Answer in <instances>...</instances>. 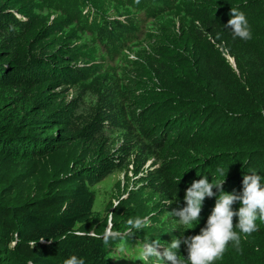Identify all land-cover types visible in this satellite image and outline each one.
<instances>
[{"label": "trees", "instance_id": "1", "mask_svg": "<svg viewBox=\"0 0 264 264\" xmlns=\"http://www.w3.org/2000/svg\"><path fill=\"white\" fill-rule=\"evenodd\" d=\"M231 8L260 11L258 31L251 40L234 39L224 27ZM139 13L151 21L142 39L133 19ZM9 27L14 29L0 43V158L27 163L72 143L75 137L62 120L70 106L65 105L64 93L74 89L97 98L92 119L97 127H89L88 137L105 123L117 125L116 113H125L132 124L129 130L141 137L134 173L148 158L154 159L162 194L175 198L181 208L191 183L202 176L215 182L221 178L218 170L227 173L224 192L253 172L264 183V112H246L233 119L241 129L231 124L229 135L250 141L242 149L217 150L208 143L200 151L194 147L203 136L201 129L213 116L222 118L224 110L213 96H217L214 84L202 73V63L213 67L221 57L228 64L224 51L227 43L235 42L264 65V0H0V30ZM86 33L93 41L117 37L122 49L115 51L116 68L103 70L95 45L83 41ZM228 67L232 76L225 77V87L240 94L244 82L234 85L237 74ZM114 70L119 71L117 90L108 87ZM100 142L93 167L82 165L60 181L67 186L64 195L47 193L0 212L11 219L9 232H15L19 247L25 248L22 257L26 255L25 261L17 262L14 250L6 246L8 233L0 231V264H64L71 255L85 264H109L104 242L75 230L94 216L95 193L89 179L101 178L112 163ZM243 158L245 164L238 169L236 163ZM213 192L202 204L204 217L194 235L206 225L203 219L220 195L215 188ZM214 264H264V256L225 251Z\"/></svg>", "mask_w": 264, "mask_h": 264}, {"label": "rangeland", "instance_id": "2", "mask_svg": "<svg viewBox=\"0 0 264 264\" xmlns=\"http://www.w3.org/2000/svg\"><path fill=\"white\" fill-rule=\"evenodd\" d=\"M177 1L172 0L173 3ZM244 14L253 37L258 31L260 11H247ZM133 19L139 26L137 36L142 39L144 31L150 28L151 21H147L142 13L137 14ZM13 29L9 27L8 30H0V43ZM93 38L88 33L83 35V41L95 45L98 62L103 63V70L108 66L116 68L118 60L115 51L122 49L117 37L108 36L103 39L95 37L94 41ZM227 49L223 57L228 64L221 57L216 58L213 67L206 62L202 63L203 75L214 84L217 96H213L217 97L219 101H216L225 111L221 112L222 118L219 115L213 116L210 124L201 129L203 136L197 138L194 144L199 151L207 143L217 150L242 149L250 141L247 138L229 135L232 131L231 124L235 125L236 130L241 129L233 119L239 118L246 112H264V65L241 43H227ZM228 65L237 74L238 81H233V84H241L240 80L244 82L238 85L240 94L228 92L225 87V77L232 76ZM111 75L113 80L109 82L108 87L117 90L119 71H111ZM92 76L94 73L89 78ZM244 87H247V90ZM63 99L65 105L70 106L65 108L67 115L62 121L68 134L74 136L75 140L62 146L49 157L27 163H14L0 158V212L6 211L7 206H19L27 201H37L47 193L64 195L63 191L67 186L60 184V181L69 177L82 165L93 167L98 161L95 152L97 142L101 141L104 143V155H109L112 163L101 178L89 179L88 186L95 193L94 216L87 223L78 224L75 230L89 232L92 236L99 237L106 247L109 264H166L157 257H151L147 261L142 260V245L158 241L160 245L157 250L162 253L173 239L180 238L182 234L194 236L195 227L185 231V226L178 221L179 218L172 215L174 210L181 208V204L175 198L167 199L162 194L159 179L154 171L156 166L152 165L154 159L148 158L138 167V173H134L138 162L136 146L141 139L140 135L135 129L129 130L132 126L131 121L125 119V113L121 111L122 115L119 113L115 115L116 120H119L116 121L117 125L105 123L101 131L94 133L93 137H88L89 127L91 125L97 127L92 120L97 98L88 92L76 93L73 89L65 91ZM122 106L123 104L119 109ZM223 118L232 122H224ZM231 163L230 161L229 164ZM244 164L245 158L237 161L236 166L239 169ZM240 181L241 179L235 181L226 193H241L243 184L242 182L240 184ZM116 204L119 206L115 207ZM239 206V203H236L233 209L238 210ZM209 215L203 220L207 221ZM145 217L148 218L146 227L129 231L130 226L127 224L129 219ZM11 222L5 214H1L0 231L9 235L8 245L4 243L9 249L14 250L12 256L16 257L17 262H23L26 259V255L22 257L25 248L19 247L15 232H9ZM236 222L238 218L234 217V224ZM256 223L258 230L246 238L242 235L238 250L230 243L225 251L241 255L259 253L264 256V221L257 219ZM234 230L239 232V229L234 228ZM106 231L116 233L115 236L109 237L107 242L104 240ZM186 254V246L181 244V258Z\"/></svg>", "mask_w": 264, "mask_h": 264}, {"label": "clouds", "instance_id": "3", "mask_svg": "<svg viewBox=\"0 0 264 264\" xmlns=\"http://www.w3.org/2000/svg\"><path fill=\"white\" fill-rule=\"evenodd\" d=\"M230 16L224 27L231 30L233 38L251 40L252 34L245 14L236 8H231ZM218 171L221 178L216 179L215 182H210L207 176L194 180L185 191V206L172 212V215L179 218V223L185 226V231L191 230L199 223L205 198L215 195L214 188L219 190L220 195L200 233L194 236L182 234L180 238L173 239L162 253L157 250L160 245L158 241L145 243L141 250L142 260L147 261L151 257H157L166 264H214L223 256L230 243L238 250L242 235L246 238L258 230L257 219L264 221V183L261 182V176L255 172L246 174L243 177L241 193H226L223 191V184L227 173L225 174L223 170ZM236 203L240 205L238 210L233 209ZM118 206L119 204L115 205ZM234 217L238 218L235 224ZM127 224L130 226L129 231L139 230L148 225V218L129 219ZM234 228L239 229V232ZM115 235L116 233L106 231L105 242ZM181 244L186 246V258H181ZM64 264H85V261L76 255H71L64 260Z\"/></svg>", "mask_w": 264, "mask_h": 264}]
</instances>
